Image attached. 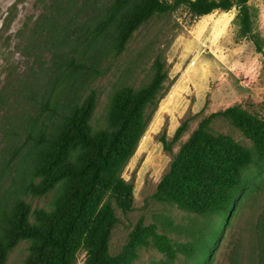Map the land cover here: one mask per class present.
Listing matches in <instances>:
<instances>
[{"label": "rangeland", "instance_id": "1", "mask_svg": "<svg viewBox=\"0 0 264 264\" xmlns=\"http://www.w3.org/2000/svg\"><path fill=\"white\" fill-rule=\"evenodd\" d=\"M249 2L255 11V30L264 39V0ZM96 15L93 8H82L81 0H0V206H11L22 194L30 164L29 121L41 110V103L58 98L66 107L94 90L97 120L115 92L124 86L138 89L149 81L154 59L162 53L169 78L161 102L174 85L183 82L189 105H196L200 95L205 106L202 111L149 110L150 125L123 173L134 184V209L127 214L117 212L111 253L123 251L130 233L142 221L156 224L160 233L181 248L193 246L194 254L179 252L175 264H264V166L249 167L248 184L225 218L189 214L154 198L174 156L205 116L241 104L250 114L264 118V50L258 53L252 41L237 37L236 8L201 18L181 8L155 19L136 33L116 60L82 55L80 43ZM39 23H44V30H37ZM54 24L59 33L56 42L46 34ZM186 120V133L172 144L171 152L165 151L161 136L166 133L171 142ZM214 128L253 148L249 139L223 119H217ZM22 198L43 208L53 195ZM28 246L21 242L7 264H24ZM166 260L155 248H142L135 264ZM85 261L86 253L80 252L77 264Z\"/></svg>", "mask_w": 264, "mask_h": 264}, {"label": "trees", "instance_id": "2", "mask_svg": "<svg viewBox=\"0 0 264 264\" xmlns=\"http://www.w3.org/2000/svg\"><path fill=\"white\" fill-rule=\"evenodd\" d=\"M81 1L82 8L97 12L80 43L82 55L95 54L96 60L118 59L138 31L181 8L194 18L236 8L237 37L252 41L258 53L264 50L250 0ZM48 27L47 38L56 42V24ZM40 28L45 29L44 23L38 24L37 30ZM151 72L140 88L124 86L115 92L107 111L97 120L94 90L66 107L58 98L40 104L41 110L29 121L30 164L22 194L11 206H0V264H7L10 253L24 241L29 245L24 264H77L80 252L86 253L85 264H135L139 251L151 247L167 257L158 264H175L181 251L194 254L193 246L181 248L160 233L156 224L142 221L130 233L122 252L113 255L110 250L112 232L119 223L117 212L127 214L134 209V184L123 173L150 125L151 113L164 98L169 72L162 53L156 55ZM217 119L239 130L253 148L218 132L214 128ZM188 127L186 120L171 142L166 133L161 136L165 151L171 152L172 144L181 140ZM252 165L264 166V118L237 104L199 122L174 156L154 198L189 214L225 218L241 198L248 184L246 171ZM50 194L53 199L43 208L22 198Z\"/></svg>", "mask_w": 264, "mask_h": 264}, {"label": "crops", "instance_id": "3", "mask_svg": "<svg viewBox=\"0 0 264 264\" xmlns=\"http://www.w3.org/2000/svg\"><path fill=\"white\" fill-rule=\"evenodd\" d=\"M181 83H177L173 86L168 96L160 101L158 111H202L204 109V103L201 102V97L198 95L199 101L196 105H189L188 100L185 98V89L181 87ZM206 104V101H205ZM175 126H173L174 128Z\"/></svg>", "mask_w": 264, "mask_h": 264}]
</instances>
